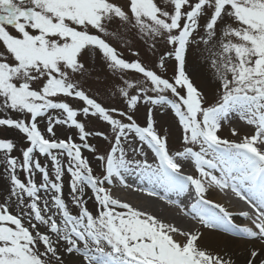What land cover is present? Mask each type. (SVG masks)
<instances>
[{
	"label": "snow or ice",
	"instance_id": "6c2138e0",
	"mask_svg": "<svg viewBox=\"0 0 264 264\" xmlns=\"http://www.w3.org/2000/svg\"><path fill=\"white\" fill-rule=\"evenodd\" d=\"M121 27L154 54L159 49L154 67L122 57L112 42ZM193 50L208 54L217 82L211 99L189 75ZM90 53L119 74L122 108L83 87ZM157 108L177 118L183 150H169ZM233 114L252 128L239 140L218 135ZM62 127L75 129L79 142L61 137ZM0 128L16 130L21 142L18 149L0 136L7 184L0 264H237L202 246L197 232L116 198L111 186L128 187V172L162 188L161 200L192 193L199 223L250 238L244 264H264V0H0ZM181 159L195 175L181 170ZM211 186L230 188L249 205L251 214L241 213L248 225L233 224L227 209L206 199Z\"/></svg>",
	"mask_w": 264,
	"mask_h": 264
},
{
	"label": "rangeland",
	"instance_id": "374dc122",
	"mask_svg": "<svg viewBox=\"0 0 264 264\" xmlns=\"http://www.w3.org/2000/svg\"><path fill=\"white\" fill-rule=\"evenodd\" d=\"M231 22V21H227ZM115 28V26H113ZM120 31L124 33L122 37H118L113 39L114 46L117 47L118 51L121 53L122 57L128 60L140 59L142 62L147 64L150 67H154L155 62L158 61L159 55L161 54L159 49L153 53L151 49L147 47L144 43H142L139 39L135 37L134 32H129L127 29L121 27ZM138 52L139 56L134 55L133 53ZM207 53L201 54L197 50H193L189 56L188 60V72L192 77L195 84L205 92L209 99L212 98L213 93L216 88V80L213 76V70L210 67V61L206 59ZM87 63V72L84 76L80 77L81 83L83 87L90 95L94 98H97L99 102H102L105 106H119L123 107V99L117 95L118 88L121 85V80L119 74H114L110 69H108L106 63L102 60L98 53H90L87 55L86 59ZM163 71V70H160ZM168 75H171V70L169 66ZM133 76L132 73H129L126 78L131 79ZM74 105H81L82 102L79 101H71ZM146 108L145 106H141L139 108V122L143 124L145 117ZM9 115L13 116H22V114H14L9 113ZM156 127L161 134L166 135L168 137V147L170 151L183 150L182 149V130L178 124L177 118L173 115L170 110H167L164 114H161V110L159 108L156 109L155 114ZM43 123V122H42ZM88 128L100 129L102 127L99 123L89 122ZM237 129L239 135L233 136L231 134V129ZM59 135L61 137H65L68 135H72L77 141L78 135L76 134V130L68 127H62L58 129ZM110 134V129H108ZM252 128L246 125L243 121L239 120L238 116L233 114L227 121L222 122L221 129L219 134L221 137H229L231 140H239L245 134L251 133ZM0 136L13 138L17 143L18 149L21 147L20 142V134L13 129H5L0 128ZM90 142L94 145H106L107 142L99 139V138H89ZM147 148V146H146ZM13 155L19 156V151L13 152ZM84 155L87 156L92 163L94 169L99 166V162L96 161L95 155L89 153L87 150H84ZM0 159H2V155H0ZM43 160V158H41ZM47 162V161H45ZM19 171V170H18ZM0 172H2V168H0ZM22 175V174H21ZM137 176V175H136ZM37 180L40 179L39 176L36 177ZM7 187L6 180L3 175H0V202L6 199L7 193L5 191ZM113 187V185L111 186ZM119 190V189H118ZM113 192L116 190L113 188ZM126 188L122 189L120 196L126 195ZM206 196V199L212 200L215 195L209 194ZM43 194V193H42ZM64 194L66 200H70L69 191L67 184L65 185ZM141 196L146 197L144 194H140ZM233 196V194H232ZM232 196H229L231 198ZM89 207L91 208V193H89ZM126 199V198H125ZM129 203V200L125 202ZM221 202H227V198L223 199ZM131 204V203H130ZM132 205L134 207L139 208L136 204ZM224 208L229 207V205H223ZM165 206V205H164ZM167 207V206H166ZM174 208L179 215L184 216L188 221L193 225V230L189 228H183L180 225L176 224L174 221H171L170 218L162 219L169 224L174 225L175 227L187 232H197L198 234L203 235L205 230H211L213 233L217 234V237H207L206 239L199 240V243L202 246L207 247L209 250L217 252L221 255L230 256L234 262L237 264H244L245 252L246 249H250L248 244H253L250 242V238H242L236 231H225L223 228H208L198 222L196 218L187 217L181 213V210L178 208L168 206ZM14 210L15 206L12 205ZM140 209V208H139ZM242 246H240V242Z\"/></svg>",
	"mask_w": 264,
	"mask_h": 264
},
{
	"label": "bare ground",
	"instance_id": "6f19581e",
	"mask_svg": "<svg viewBox=\"0 0 264 264\" xmlns=\"http://www.w3.org/2000/svg\"><path fill=\"white\" fill-rule=\"evenodd\" d=\"M145 151L148 152L149 159H151L153 154L150 153V151L147 148H145ZM178 162L181 164V170L183 172H184V170H187V169L191 170L190 164L188 162H186L185 160L181 159ZM184 173L195 175L194 173H191V172L190 173L184 172ZM125 182L128 185V187L123 185L127 190L126 195L124 194V196L119 197V199H121L123 201L129 200V203L136 204L141 210L149 212V213L155 215L159 219L170 218L171 221H174L176 224L180 225L181 227L186 228V229L190 227L193 230L194 227H193V225H191L190 221H188L184 216L179 215L174 208H171L168 206L178 208L179 210H181V213L187 217L194 218V213L192 211H190L189 209L182 207L180 204L168 203L167 202L168 199L175 200L173 197H171L168 194H167V197L165 200H161L159 198V196L164 195V190L154 188L155 191L157 193H159V195L150 196V195H148L147 190H152L153 188L150 187L149 185H147L141 181H138V180H133L129 176H125ZM141 189H146V190L141 191ZM208 192H210L209 194L215 195L213 198L214 203L223 204V205H227V206L229 205L231 208H233L235 205L236 206L239 205L237 200H234L233 198H229L226 196H222L221 194L216 193L211 187L209 188ZM140 194H144V195H146V197L141 196ZM189 194L190 193H183L188 204H189L190 199H191V196H190L191 194L190 195ZM118 195H120V192L118 193ZM225 198H227V200H229V201L228 202H221ZM232 217H233V222L240 220L239 217H237L238 218L237 219L236 216H234V215H232ZM201 237L203 240V239H206L207 237H217V234L213 233V231L211 232V230H205L203 232V235H201ZM201 237H200V240H201ZM239 243H240V246H242L241 241ZM248 246L251 249L253 244H248Z\"/></svg>",
	"mask_w": 264,
	"mask_h": 264
}]
</instances>
